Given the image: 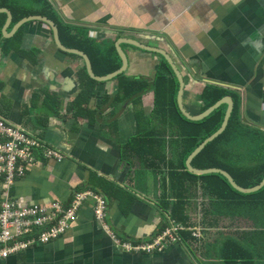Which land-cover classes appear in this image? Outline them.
Returning a JSON list of instances; mask_svg holds the SVG:
<instances>
[{"label":"crops","instance_id":"1","mask_svg":"<svg viewBox=\"0 0 264 264\" xmlns=\"http://www.w3.org/2000/svg\"><path fill=\"white\" fill-rule=\"evenodd\" d=\"M47 2L53 15L43 17L56 24L64 46L78 49L73 41L78 36L86 48L78 47L92 51L82 40L90 37L107 54L114 42L127 38L166 51L183 77V106L190 114L202 112L208 88H222L239 103L243 135L248 129L264 134V0ZM7 20L8 15L5 22L0 19V119L41 145L28 157L24 175L9 193L20 206L53 202L68 206L75 192L93 191L107 201V228L96 220L95 203L88 200L64 236L0 264H223L220 251L225 238L264 232L258 225L264 222L263 207L235 208L239 215L248 209L251 218L245 213L240 218H220L216 212L224 207L213 206L202 185H197L186 207L193 241L183 243L177 236L151 253L123 248V243H152L173 225L184 229L169 220L175 196L168 186L167 169L157 163L161 148L146 154L137 151L143 150L136 145L139 140L131 144L139 135L158 132L166 140L172 136L170 130L156 128L153 93L161 60L122 45L128 55L123 73L126 87L130 80L149 82L148 90L133 102L120 94L118 77L98 82L85 72L82 57L58 50L49 25L31 21L19 26L21 20L14 22L13 14L6 26ZM96 60L95 73L104 69ZM82 86L90 89L83 98L79 97ZM2 136L0 128V140ZM244 140L239 137L236 147H242ZM163 146L168 162L174 161L178 143ZM49 151L58 153L61 161L46 157ZM1 190L0 185V202ZM164 201L166 206L170 203L166 211ZM249 238L254 243L257 239ZM256 254L264 264V255Z\"/></svg>","mask_w":264,"mask_h":264},{"label":"trees","instance_id":"2","mask_svg":"<svg viewBox=\"0 0 264 264\" xmlns=\"http://www.w3.org/2000/svg\"><path fill=\"white\" fill-rule=\"evenodd\" d=\"M39 5L42 7H39ZM1 7H6L12 12L14 22L32 15L47 16L48 14V17H52L53 15L52 7L48 4L47 0H0ZM0 19L5 22L7 15L5 13L0 14ZM62 30L65 29L60 28V31ZM76 38L79 39L78 36ZM77 39H72L76 43L74 47L78 48V50L86 48L85 43ZM82 40L86 41V46L92 50L85 52L90 56L93 67H96L95 62L97 61L96 58H98V62L104 68L97 71L102 74L101 76L115 72L122 66V59L116 50L115 42L112 44L113 51L106 54L105 50L101 48L102 46H95L96 40L90 39V37L86 39L84 37ZM71 55L81 57L76 54ZM84 68L86 70V66ZM158 68L159 73L157 74L156 70V80L154 81V107L155 111H157V117L162 121L164 120V122H169L172 136L166 140L158 132L157 136L139 135L133 139L131 144L139 140L136 145L139 148L143 147V150L139 149L137 151L146 154L155 153L157 151L156 147L157 149L161 148V151H157V163L167 169L169 174L168 186L175 196L169 220H174L184 228L179 229L176 235L183 243H190L195 238L192 237L193 231L189 230L187 224L186 207L188 197L192 194V189L197 185H202L205 192L209 195L213 206L215 204L223 205L227 211L226 215L232 218L239 215L235 208H240L241 206L250 205L255 209L263 207L264 211V187L255 193L243 194L235 190L222 174L195 175L186 170L185 160L187 157L204 139L210 137L221 128L226 115L227 105L220 106L200 121L187 120L177 107L178 82L171 68L163 58ZM118 78L122 82L119 87L120 94L124 92L127 98H133V102H135V96L137 97L140 95L139 93L144 92L146 89L148 90L149 82L137 84L134 80H130L129 85L126 87V77L124 74L119 75ZM90 81L95 83L91 78ZM166 81L169 83L168 86ZM89 91V88H83L82 86L79 97H86ZM226 95H228V91L222 88H208L203 96L205 105L202 108V112ZM138 100L140 98H137ZM244 130L245 128L241 124L239 115V103L236 100L226 130L212 142L206 144L192 159L191 165L196 169L219 168L225 170L234 178L238 185L244 188H252L259 185L264 179V144L260 145L261 148L257 152L250 154L243 147V149L236 147V140L239 137L244 138L245 143L243 146L251 141L264 143V134L257 131V129H248V132L243 135L242 131ZM172 142H177L178 147L177 151L172 153V159L175 158L174 161L168 162L167 153H162L163 145ZM247 154L249 156V164L245 165ZM169 205L170 203L166 206L164 201L163 211L168 210ZM245 212H247L246 216L248 217L249 214H252L248 209ZM239 216L241 217V215ZM258 225L264 227V222ZM163 226L160 228V231L164 228ZM250 236L254 237V239L257 237L255 243L249 238ZM239 238L241 240L232 237L225 238L222 250L220 251V259L223 261V264H261L256 252L261 256L264 255V232L255 234L246 233ZM257 246H260L261 250H257Z\"/></svg>","mask_w":264,"mask_h":264},{"label":"built area","instance_id":"3","mask_svg":"<svg viewBox=\"0 0 264 264\" xmlns=\"http://www.w3.org/2000/svg\"><path fill=\"white\" fill-rule=\"evenodd\" d=\"M0 128L3 133L0 140V181L3 185L0 202V261L34 248L36 245L49 244L64 236L71 225L77 221L80 208L88 200H93L95 203L96 220L107 228V201L93 191L75 192L68 206L59 202L43 206H20L17 200L11 197L9 190L15 180L24 175L28 157L41 145L6 126L2 119H0ZM45 155L59 161L62 159L54 151H49ZM178 228L173 225L171 228L162 230L152 243L140 246H129L123 243L122 247L127 251L140 250L146 253L162 250L165 241L178 239L176 235Z\"/></svg>","mask_w":264,"mask_h":264},{"label":"water","instance_id":"4","mask_svg":"<svg viewBox=\"0 0 264 264\" xmlns=\"http://www.w3.org/2000/svg\"><path fill=\"white\" fill-rule=\"evenodd\" d=\"M0 13H6L8 15V20H7V24H6V26H7L8 23L11 21V18H12L11 11L6 9V8H1ZM31 21H40V22H43V23L49 25L52 29L54 44L58 48V50L74 53V54L81 56L84 60V64L87 68L89 75L92 77V79H94L98 82L111 81V80L117 78L119 75H121L127 71L128 55H127V52L124 51L122 48L123 44L124 45H130V46L135 47L137 49L143 50V52H147L148 54L159 55L161 58H163L167 62V64L171 68V70H172V72H173V74H174V76L178 82V91H177V95H176V103H177L178 110L187 120L200 121L203 118L207 117L211 112L218 109L220 106L227 105L226 115H225V118H224V121H223L221 128L216 133L211 135L210 137H207L206 139H204L198 145V147H196L194 149V151L187 157V159L185 160L186 170L195 174V175H206V174H211V173L222 174L225 178H227V180L229 181V183L231 184V186L235 190H237L238 192L243 193V194L255 193L264 187V179L262 180V182L259 185L255 186V187L244 188V187H241L240 185H238L236 183V181L234 180V178L225 170H222L219 168L196 169L191 165L192 159L204 148V146L206 144L212 142L214 139H216L219 135H221L226 130V128L229 124V120L232 116V113L234 110V104H235L234 99L232 98L231 95H226L225 97H223L219 101L215 102L212 106L208 107L203 112H201L197 115H192L183 106V100H182L183 87H184L183 77H182L179 69L177 68V66L172 61L170 55L166 51H161V50L149 47V46L141 45V44H139V43H137L131 39L120 38L116 41L115 47H116L118 54L120 55V57L122 59V66L117 71L112 72L108 75L97 76V74L95 73V71L93 69L91 58L89 57V55L85 51H81V50L74 49V48H68V47L63 45L62 41H60V39H59V34H58L59 29L52 20H50L47 17L40 16V15H32V16H29V17L22 19L18 23V25L21 26V25H23L27 22H31Z\"/></svg>","mask_w":264,"mask_h":264},{"label":"rangeland","instance_id":"5","mask_svg":"<svg viewBox=\"0 0 264 264\" xmlns=\"http://www.w3.org/2000/svg\"><path fill=\"white\" fill-rule=\"evenodd\" d=\"M11 33V32H10ZM9 33V34H10ZM125 46V45H124ZM123 48V47H122ZM153 57L154 56H156V54H151ZM157 57H159L160 58V56L159 55H157ZM160 60H161V58H160ZM146 81V80H145ZM140 118H142V119H144L145 121H148V118L147 117H142V116H139ZM141 128H142V126H141ZM143 128H144V130H146V126L144 125L143 126ZM156 128H157V130H167V131H171V129H170V126H169V122H164V120L162 121V120H160V118L159 117H157V126H156ZM171 137V136H170ZM261 144H264L263 142H253V141H251V142H248L245 146H242L244 149H246L247 150V153L249 152L250 154H252L253 152L255 153V152H257L261 147H260V145ZM242 147H238V148H241V149H243ZM137 159V158H136ZM138 160V159H137ZM249 156H248V154H247V161L245 162V165H248L249 164ZM0 185H1V187H3V185L0 183ZM93 201V200H92ZM94 202V201H93ZM214 206H221V207H223V205H220V204H215ZM216 212V211H215ZM248 212V211H247ZM247 212H244V210L242 211V213H241V216H243L244 215V213L246 214ZM250 212V211H249ZM217 215H218V217H220V218H227V219H233L231 216H227L226 215V213H227V211L224 209V208H222V209H219L218 208V210H217ZM238 217H239V215H237ZM236 216V217H237ZM249 216H250V218H251V214H249ZM256 222V220L253 218L252 219V222H250V223H252V225H254V223ZM172 227V226H171ZM170 227V228H171ZM180 228H178V230H179ZM252 233H254V232H252ZM247 234H250V233H247ZM236 236H238V237H240V234H238V233H236ZM211 238H213V237H211Z\"/></svg>","mask_w":264,"mask_h":264},{"label":"flooded vegetation","instance_id":"6","mask_svg":"<svg viewBox=\"0 0 264 264\" xmlns=\"http://www.w3.org/2000/svg\"><path fill=\"white\" fill-rule=\"evenodd\" d=\"M158 50H159V49H158ZM161 51H162V50H161ZM156 57H157V55H156ZM157 58H158V59H160L161 57H160V58H159V57H157ZM161 59H162V58H161ZM156 70H157V69H156Z\"/></svg>","mask_w":264,"mask_h":264}]
</instances>
